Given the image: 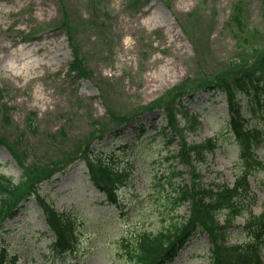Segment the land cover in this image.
I'll list each match as a JSON object with an SVG mask.
<instances>
[{
    "label": "rangeland",
    "instance_id": "obj_1",
    "mask_svg": "<svg viewBox=\"0 0 264 264\" xmlns=\"http://www.w3.org/2000/svg\"><path fill=\"white\" fill-rule=\"evenodd\" d=\"M62 11L74 27L87 79L68 74L72 56L59 29ZM99 21L101 30L91 28ZM255 52L264 53V0H0V142L11 145L18 131L25 132L16 144L20 162L0 146V174L21 181L17 204L38 176L50 173L49 181L37 183L39 194L57 212H72L78 227L74 251L57 257L33 199L21 200L17 216L3 224L2 264L12 257L13 264H130L120 241L186 219L188 205L174 209L172 200L180 184H191L190 170L171 157L178 140L166 147L161 132L174 92L185 95L182 105L201 122L186 142H217L213 154L195 165L201 183L232 184L242 163L229 134L227 101L200 87L241 73L234 64L249 65ZM238 102L245 107L243 98ZM30 113L35 132L25 128ZM244 116L251 119L246 108ZM138 124L146 134L130 145ZM251 125L264 133V108ZM84 146L120 170L115 203L93 186L77 159ZM257 155L264 166V145ZM27 173L30 180H22ZM249 182L257 199L251 213L258 216L264 170ZM246 220V214L234 220L230 244L245 239ZM209 260L208 239L196 233L173 264Z\"/></svg>",
    "mask_w": 264,
    "mask_h": 264
},
{
    "label": "trees",
    "instance_id": "obj_2",
    "mask_svg": "<svg viewBox=\"0 0 264 264\" xmlns=\"http://www.w3.org/2000/svg\"><path fill=\"white\" fill-rule=\"evenodd\" d=\"M60 19L59 29H63L66 35L68 47L71 51L72 61L68 67V74L75 80L88 78L85 69V60L75 46L74 27L63 11ZM239 16L234 17L235 20ZM103 21V20H101ZM91 28L101 30L102 22L93 24ZM255 52L256 56L249 65L234 64L240 70L234 75L221 78L215 86H201L200 89L209 93L211 90L219 91L226 98L228 112L230 115L228 128L229 134L240 147V160L242 168L239 176L235 178L232 186L226 184H212L204 186L201 178L196 172L195 165L202 164L208 155H211L217 147L215 139H207L200 144H188L186 137L200 129V122L190 114L182 105V94L174 92L171 97V109L165 108L166 127L161 130L164 139V146L171 145L175 139L178 140V149L171 154L179 165L189 167L191 185L180 184L173 194V208L177 209L182 205H188V217L183 221L170 224L168 228L153 233L142 231L133 236V239L120 241V247L127 263L130 264H170L179 255L180 251L188 243V240L195 236L206 235L210 245V264H264V206L258 216L251 213L256 205L254 195L249 189L248 179L256 170H264L258 159L257 152L264 145V133L260 127L251 125L243 115L246 108L251 112V118L258 115L263 109L264 99V53ZM187 95V94H186ZM245 100L246 107L241 106L238 98ZM0 99L1 94H0ZM263 106V107H262ZM170 111L173 113L170 114ZM176 113V114H174ZM170 114V115H169ZM262 114V113H261ZM178 116L179 121L176 119ZM36 115L30 113L25 118V128L28 132H35ZM127 120H121L126 122ZM180 122V124L177 123ZM19 137L11 145L3 144L13 156L17 158L16 144L24 136V131H18ZM146 130L138 124L134 130L132 140L138 142ZM127 146L124 147L126 149ZM164 149H166L164 147ZM18 151H20L18 149ZM77 159L82 160L87 170L90 182L95 188L104 192L112 203H115V193L123 176L120 170L103 164L97 157H93L88 146H84ZM168 158L165 159L167 161ZM180 176L181 173L173 174ZM50 173L38 176L36 182L31 183L27 188L28 197L20 194L17 204L14 203L21 181L16 184L9 177L0 174V244H3V224L7 220H13L18 213V205L22 201L33 199L36 207L43 216L46 229L53 235V242L50 246L51 254L63 257L74 251L77 239V220L72 212H57L52 205L39 194L37 183L41 180L48 181ZM22 180H30L27 173ZM247 215V220L241 227L242 237L245 239L229 243V231L237 229L234 220ZM222 219L219 221V219ZM7 251L4 246L0 247V264L5 262ZM7 262L13 264L16 258Z\"/></svg>",
    "mask_w": 264,
    "mask_h": 264
}]
</instances>
